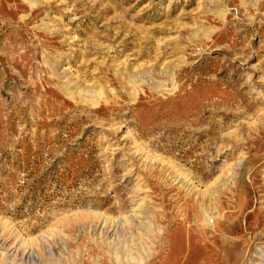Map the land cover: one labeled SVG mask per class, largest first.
Returning a JSON list of instances; mask_svg holds the SVG:
<instances>
[{"label": "rangeland", "instance_id": "obj_1", "mask_svg": "<svg viewBox=\"0 0 264 264\" xmlns=\"http://www.w3.org/2000/svg\"><path fill=\"white\" fill-rule=\"evenodd\" d=\"M0 264H264V0H0Z\"/></svg>", "mask_w": 264, "mask_h": 264}, {"label": "bare ground", "instance_id": "obj_2", "mask_svg": "<svg viewBox=\"0 0 264 264\" xmlns=\"http://www.w3.org/2000/svg\"><path fill=\"white\" fill-rule=\"evenodd\" d=\"M207 197H210V196H209V195H207ZM202 201H203V200H202ZM201 205H202V204H201ZM203 208H204V207H203ZM203 208H202V209H203ZM205 208H206V207H205ZM205 208H204V209H205ZM208 209H209V206H208Z\"/></svg>", "mask_w": 264, "mask_h": 264}]
</instances>
